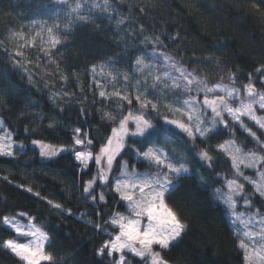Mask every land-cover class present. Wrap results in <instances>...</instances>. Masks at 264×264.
<instances>
[{"label":"trees","instance_id":"trees-1","mask_svg":"<svg viewBox=\"0 0 264 264\" xmlns=\"http://www.w3.org/2000/svg\"><path fill=\"white\" fill-rule=\"evenodd\" d=\"M109 2L108 13L93 10L95 23L74 26L71 36L60 33L63 43L51 49L55 56H45L41 40L47 34L41 32L40 24L47 22L50 26L56 22L63 28L68 6L56 0H0V119L14 141L25 146L14 149L12 157L0 156V264H21L2 246L6 239L20 240L2 222L4 216L16 217L20 212L27 213L36 226L48 234L51 243L45 251L53 256V261L43 264H110L107 257L96 254L108 236L93 228L92 223L103 224L109 212L124 213L126 209L111 193L108 203L103 205L99 202L93 205L90 199L83 198L82 185L96 172L93 164L90 171H80L74 155L67 151L56 157L42 158L31 141L39 139L69 146L73 130L83 126L89 137H95V144L103 142L111 130L104 113L119 116L120 110L115 98L100 103L99 91L111 92L115 84V90L134 97L135 89L143 88L144 77L136 72L134 61L151 53L152 44L143 42L141 27L143 35L160 38L157 51L174 56L187 70L195 69L205 76L207 70L223 68L235 73L241 87L248 83L251 73L257 88H261L255 69L264 64V0ZM70 3L74 4L75 0ZM91 3L92 0H87L85 8ZM109 14L112 19L107 18ZM117 20L124 23L118 25ZM19 32L29 39L35 37L34 46L23 49L24 68L13 63L17 44L23 41L10 39V36ZM36 32H41V36H35ZM173 37L178 38L173 40ZM92 65L97 66L95 73ZM152 72L158 74L155 70ZM124 74L129 77L127 82ZM137 80L141 81L140 85ZM96 81H100V87ZM147 83L151 85V77ZM131 107L134 110L139 107L134 99ZM163 115L167 114L161 107L160 113L154 112L150 118L154 117L157 127L167 128L169 126L162 121ZM245 123L264 140V133L254 122L245 119ZM232 138L240 146L247 145L245 150L255 147L252 138L239 127L231 134L227 129L218 131L203 143L197 140L195 146L191 141L185 146L175 136L171 137L174 143L167 147L175 148L178 154L190 151L189 167L197 174L175 182L179 186L167 197L170 206L187 225L174 246L162 253L169 264H243V252L238 247L227 209L214 196L215 188L226 182L222 178L235 176L230 160L217 151L219 143ZM163 139L161 137V142ZM205 147L215 158L211 168L197 158L198 152ZM124 159L138 171L146 170L137 159H129V156ZM209 176L219 180L215 188ZM238 179L245 184V194L251 197V210L261 209L264 215V199L250 184ZM29 187L33 189L31 193L27 191ZM100 190L103 189L98 187L97 193ZM36 192L40 193L39 197ZM48 201L71 209L72 215L56 209ZM97 212L100 214L96 215ZM137 261L133 258L134 264Z\"/></svg>","mask_w":264,"mask_h":264},{"label":"snow or ice","instance_id":"snow-or-ice-1","mask_svg":"<svg viewBox=\"0 0 264 264\" xmlns=\"http://www.w3.org/2000/svg\"><path fill=\"white\" fill-rule=\"evenodd\" d=\"M56 3L67 5L68 11L64 16L63 28L56 22L50 26L47 22L40 24L41 32L46 31L48 37L46 41L41 40V51L45 56H55L51 49H56L57 45L63 43L60 33L65 37L71 36L74 26L95 23L93 10L108 13L111 7L109 0H103L102 3L92 0L87 8V0H75L74 4L70 0H56ZM107 18L113 17L109 14ZM116 22L118 25L124 23L123 20ZM33 24L36 22L33 21ZM41 32H36L35 36H41ZM141 35L143 42L152 44L151 62L146 63L142 55L134 61L136 72L144 77L143 88L137 87L134 97L127 92L115 90V84L112 85L114 90L111 92L99 91L100 103L113 101L115 98L120 110L119 116L104 113V117L111 123V130L103 142L95 144V137H89L81 126L73 130L72 144L69 146L53 145L39 139L32 140L31 144L38 148L42 158L56 157L66 151L73 154L80 171H90V166L94 164L95 174L82 185L83 198L86 201L90 199L93 205L97 202L103 205L108 203L111 193L118 197L120 206L126 209L127 215L120 211L109 212L103 224L92 223L93 228L108 236L97 249L98 256L107 257L110 264H130L127 259L129 255L139 258L137 264H169L162 253L174 246L185 233L187 225L170 206L167 197L179 186L175 182L197 174L195 169L189 167L190 151L178 154L175 148L167 147L174 143L171 137L175 136L185 146L189 141L195 146L197 140L203 143L218 131L227 129L231 134L239 127L252 138L255 147L245 150L247 145H238L235 138L219 143L217 151L230 160L235 176L231 179L222 178L226 183L219 188H215L219 180H213L211 176L208 179L212 180L211 186L215 188V199L227 207L232 217L231 226L238 237V247L243 252V264H264V215L261 209L251 210V197L245 194V184L238 179L242 178L260 197H264V140L245 123L247 119L259 129H264V64L255 69L261 88L257 89L252 74L249 73L248 83L242 86V93L240 87H230L222 82L210 84L195 69L188 71L167 52L157 51L156 45L160 43L158 36L143 35L142 27ZM177 38L173 37V40ZM10 39L23 41L17 44L13 63L18 68H24L22 60L26 58L23 49L34 46L35 37L29 39L19 32L13 33ZM45 44L47 48L44 47ZM5 54H8L6 49ZM157 65H162L165 70L153 75V69L159 71ZM100 70L103 71V66ZM96 71L97 66L92 65V72ZM148 77L152 79L150 86L147 83ZM123 79L127 82L128 75L124 74ZM226 79L233 85L236 84L235 73L230 72ZM96 84L97 87L101 86L100 81H96ZM140 84L141 81L137 80V85ZM133 99L139 105L135 110L131 107ZM162 100L170 102L161 104ZM161 107L171 114V118L169 115L162 116L163 124L169 126L167 128L163 125L157 127L153 123L154 117L150 118L154 112L159 114ZM3 123L0 120V129L3 130L0 135V156L12 157L14 149H23L25 146L14 141L12 133L3 129ZM161 137L164 138L162 142ZM125 156L137 159L138 164L146 170L138 171L135 165H130L124 159ZM197 158L208 168L215 161L207 147L198 152ZM245 169L253 170L257 178L246 175ZM200 179L203 181L204 177L201 176ZM98 187L103 190L97 193ZM27 191L31 193L33 189L29 187ZM35 195L39 197L40 193L36 192ZM241 200L245 209L243 212L237 211ZM48 203L67 215H72V210L63 209L62 204H53L52 201ZM17 215L27 217L28 223L22 224L16 217L9 216H4L2 222L18 238L23 237L25 240L19 242L18 239H6L2 246L11 251L21 264L52 262L53 256L45 251L46 243H51L48 234L42 227H37L27 213L20 212ZM108 228L112 231L108 232Z\"/></svg>","mask_w":264,"mask_h":264},{"label":"rangeland","instance_id":"rangeland-1","mask_svg":"<svg viewBox=\"0 0 264 264\" xmlns=\"http://www.w3.org/2000/svg\"><path fill=\"white\" fill-rule=\"evenodd\" d=\"M47 34V33H46ZM47 35H46V38H44V40L46 41L47 40ZM170 55V54H169ZM172 56V55H171ZM174 57V56H173ZM175 58V57H174ZM144 59H145V62L146 63H149V62H151V59H152V57H151V53H149L148 55H145L144 56ZM175 60H177V61H179L177 58H175ZM180 62V61H179ZM157 68L159 69V71H156V69H153V70H155L158 74H160V73H162L165 69H164V67L162 66V65H157ZM189 71V70H188ZM201 78H206L207 80H208V82L210 83V84H212V83H218V82H222V83H224V84H227V85H229L230 87L231 86H236V87H240L241 88V92L243 93V87H241L237 82H236V84L235 85H233L232 84V82L231 81H229L228 79H226V77L228 76V74H229V72L227 71V70H225V69H223V68H220L219 69V71L217 70V71H210V70H207L206 71V75L205 76H203V75H201V74H199V73H197ZM222 77H225V79H221ZM258 89V88H257ZM181 98H183V97H181ZM200 99H202V95L200 96ZM166 102H170V101H161V103L163 104V103H166ZM163 108V107H162ZM163 110L164 111H166L164 108H163ZM166 114L167 115H169L170 116V118H171V114L170 113H168L167 111H166ZM258 114H261V113H259L258 112ZM1 120V119H0ZM257 126V125H256ZM258 127V126H257ZM3 129H5L4 128V124H3ZM261 131L264 133V129H261ZM3 134V130L2 129H0V135H2ZM18 144V143H17ZM94 165V164H93ZM95 166V165H94ZM96 168V167H95ZM245 171V174L246 175H249V176H252V178L253 179H256L257 177L255 176V173H254V171L253 170H248V169H245L244 170ZM226 183V182H225ZM224 183V184H225ZM224 191H227V189L226 188H224ZM263 199H264V197H262ZM239 205L240 206H238V208H237V211H241V212H243V211H245V209H244V207L242 206L243 205V201L241 200V201H239ZM225 206V205H224ZM226 207V206H225ZM226 209H227V207H226ZM124 214L125 215H127L128 213H127V211L126 212H124ZM227 215H228V217H229V219H230V222H231V219H232V217H231V215L229 214V211H228V209H227ZM263 215V214H262ZM16 218L18 219V220H20V222L22 223V224H27L28 223V218L27 217H19V216H16ZM233 228V227H232ZM234 230V229H233ZM237 236V235H236ZM238 238V237H237ZM24 240H25V238H23V237H20V240H18L19 242H24ZM179 240V239H178ZM48 244L46 243V246H47ZM46 246H45V250H46ZM133 258H135V257H133V256H131V255H129L128 257H127V259L129 260V262H130V264H134L133 263ZM136 259H139V258H136Z\"/></svg>","mask_w":264,"mask_h":264}]
</instances>
